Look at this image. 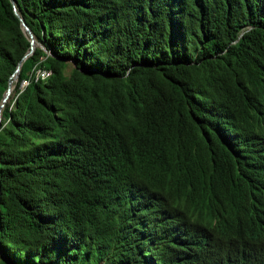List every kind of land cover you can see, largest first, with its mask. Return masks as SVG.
Wrapping results in <instances>:
<instances>
[{
    "label": "trees",
    "instance_id": "trees-1",
    "mask_svg": "<svg viewBox=\"0 0 264 264\" xmlns=\"http://www.w3.org/2000/svg\"><path fill=\"white\" fill-rule=\"evenodd\" d=\"M16 4L0 264H264V0Z\"/></svg>",
    "mask_w": 264,
    "mask_h": 264
},
{
    "label": "water",
    "instance_id": "water-1",
    "mask_svg": "<svg viewBox=\"0 0 264 264\" xmlns=\"http://www.w3.org/2000/svg\"><path fill=\"white\" fill-rule=\"evenodd\" d=\"M13 3V7H14V11L16 13V15L18 16V18L21 21V25L23 28V31L29 36V39L31 41V48L30 50L23 56V58L20 60L15 72L11 75V78L9 80V85L7 90L5 91V94L3 96L1 105H0V124L2 122L3 119V110L6 106V104L8 103V101L12 98L13 96V92L15 90L16 87V82L19 80V76H20V72L23 66L24 61L31 56L34 52L35 49L37 48V46H43L37 39L36 35L34 34L33 30L31 29V27L28 25V23L25 21L23 15L21 14V12L19 11L17 4H16V0H11Z\"/></svg>",
    "mask_w": 264,
    "mask_h": 264
},
{
    "label": "built area",
    "instance_id": "built-area-1",
    "mask_svg": "<svg viewBox=\"0 0 264 264\" xmlns=\"http://www.w3.org/2000/svg\"><path fill=\"white\" fill-rule=\"evenodd\" d=\"M37 72H40V74H41L43 77H46V76H48V74L51 73L50 70H46V69H39ZM23 83H24V84H27L28 81H24Z\"/></svg>",
    "mask_w": 264,
    "mask_h": 264
},
{
    "label": "clouds",
    "instance_id": "clouds-1",
    "mask_svg": "<svg viewBox=\"0 0 264 264\" xmlns=\"http://www.w3.org/2000/svg\"><path fill=\"white\" fill-rule=\"evenodd\" d=\"M23 82H24V81H23ZM27 84H28V83H27ZM22 85L24 86V85H26V84L23 83ZM12 97H13V96H12Z\"/></svg>",
    "mask_w": 264,
    "mask_h": 264
},
{
    "label": "rangeland",
    "instance_id": "rangeland-1",
    "mask_svg": "<svg viewBox=\"0 0 264 264\" xmlns=\"http://www.w3.org/2000/svg\"><path fill=\"white\" fill-rule=\"evenodd\" d=\"M13 95H14V92H13Z\"/></svg>",
    "mask_w": 264,
    "mask_h": 264
}]
</instances>
